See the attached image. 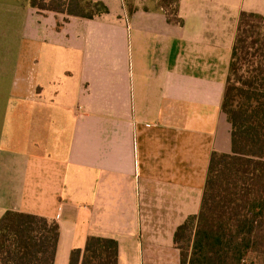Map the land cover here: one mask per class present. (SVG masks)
<instances>
[{"label":"crops","instance_id":"1","mask_svg":"<svg viewBox=\"0 0 264 264\" xmlns=\"http://www.w3.org/2000/svg\"><path fill=\"white\" fill-rule=\"evenodd\" d=\"M148 5L128 17L114 0V19L5 10L22 18L0 51V217L57 221L54 264L89 235L116 239L118 264L148 263L146 238L176 249L212 153L232 151V49L240 13L264 17V0H180L182 24Z\"/></svg>","mask_w":264,"mask_h":264},{"label":"trees","instance_id":"2","mask_svg":"<svg viewBox=\"0 0 264 264\" xmlns=\"http://www.w3.org/2000/svg\"><path fill=\"white\" fill-rule=\"evenodd\" d=\"M38 11L94 19L109 13L100 0H21ZM154 2L182 24L180 0H122L128 17ZM222 111L231 124V153L213 152L200 211L175 230L180 264H264V17L242 11ZM57 221L7 210L0 217V264H54ZM69 264H118L114 238L89 235Z\"/></svg>","mask_w":264,"mask_h":264},{"label":"rangeland","instance_id":"3","mask_svg":"<svg viewBox=\"0 0 264 264\" xmlns=\"http://www.w3.org/2000/svg\"><path fill=\"white\" fill-rule=\"evenodd\" d=\"M17 1L21 0H0V6L3 7V10L0 12V51L1 49H5V45H8L9 38L11 41H15V29L16 24L21 21L20 12L17 14L18 20H9L7 12H5L7 7H12L17 4ZM103 1V0H102ZM105 2V1H104ZM109 8L108 18L114 19V0H106L105 3ZM7 40V41H6ZM6 43V44H5ZM7 80L0 81V91L2 92L6 86ZM59 218V216H58ZM159 223H152V228L156 229V226ZM157 230V229H156ZM167 238H146L145 245L146 249L149 253L146 254V260L148 263L146 264H180L179 260V252L177 249H174L172 246H167ZM69 264V263H68Z\"/></svg>","mask_w":264,"mask_h":264}]
</instances>
